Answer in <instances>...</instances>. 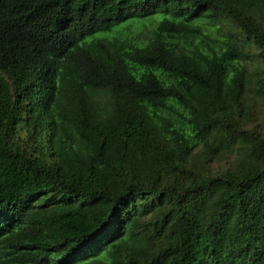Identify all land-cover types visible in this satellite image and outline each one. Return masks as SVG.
<instances>
[{
  "label": "trees",
  "instance_id": "1",
  "mask_svg": "<svg viewBox=\"0 0 264 264\" xmlns=\"http://www.w3.org/2000/svg\"><path fill=\"white\" fill-rule=\"evenodd\" d=\"M0 264H264V0H0Z\"/></svg>",
  "mask_w": 264,
  "mask_h": 264
},
{
  "label": "clouds",
  "instance_id": "2",
  "mask_svg": "<svg viewBox=\"0 0 264 264\" xmlns=\"http://www.w3.org/2000/svg\"><path fill=\"white\" fill-rule=\"evenodd\" d=\"M53 34H54V38H53L52 44H51V46L49 48L58 46L61 43V41H62V39H61V37L59 35L58 30H53ZM63 51L64 50H62V52L60 53L59 58L64 55L63 54Z\"/></svg>",
  "mask_w": 264,
  "mask_h": 264
}]
</instances>
